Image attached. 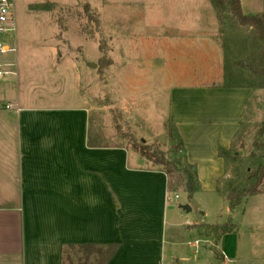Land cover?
<instances>
[{
  "label": "rangeland",
  "instance_id": "374dc122",
  "mask_svg": "<svg viewBox=\"0 0 264 264\" xmlns=\"http://www.w3.org/2000/svg\"><path fill=\"white\" fill-rule=\"evenodd\" d=\"M13 1L15 31L6 37L14 36L21 49L31 48L30 57L44 71L50 65L51 77L62 75L63 80L46 81L47 91L77 89L98 144L126 146L137 153L144 146L151 162L157 158L183 168L189 163L186 150L185 160L173 151L181 138L168 115L172 91H203L209 85L251 88L225 165L202 159L192 164V194L182 184L167 190L164 259L166 264H223L213 243L216 233L231 225L240 257L232 264H264V232L251 214L256 198L244 202L243 197L237 212L227 199L254 183L264 191V78L247 67H264V43L255 31L239 25L224 4L213 0ZM244 1L247 10L257 12L260 0ZM9 46L17 48L16 43ZM75 72L82 73L81 81L70 80ZM178 175L172 168L169 182ZM211 184L216 190L209 191ZM184 204L190 211L180 208ZM64 250L70 257L65 264H78L77 249Z\"/></svg>",
  "mask_w": 264,
  "mask_h": 264
},
{
  "label": "crops",
  "instance_id": "0c3cea01",
  "mask_svg": "<svg viewBox=\"0 0 264 264\" xmlns=\"http://www.w3.org/2000/svg\"><path fill=\"white\" fill-rule=\"evenodd\" d=\"M259 2L255 12L240 0L242 12L259 14ZM4 38L17 48L0 56V71L8 72L0 76V264H61L70 244L111 242L118 248L108 264H166V173L126 146L94 142L91 114L76 86L47 91L46 81L62 75L51 77L50 65L44 71L31 48ZM81 74L70 80L81 81ZM207 87L173 90L169 120L189 164L209 159L225 165L217 152L231 147L252 91L245 85ZM249 198H256L252 219L264 232V191L244 202ZM229 226L213 243L223 264L240 258Z\"/></svg>",
  "mask_w": 264,
  "mask_h": 264
},
{
  "label": "trees",
  "instance_id": "16d2710c",
  "mask_svg": "<svg viewBox=\"0 0 264 264\" xmlns=\"http://www.w3.org/2000/svg\"><path fill=\"white\" fill-rule=\"evenodd\" d=\"M217 2L218 4H224L228 10L230 11L233 18L237 21V23L241 26H248L249 28L253 29L258 37V39L264 43V10H262L259 14L256 15H246L241 10L240 0H213ZM37 8L40 9L41 7L37 5ZM262 50V49H261ZM262 57H264V50H262ZM238 66L243 67V63L239 62L237 63ZM248 68H250L254 74L260 78H264V67H256L253 65H248ZM138 151L142 157H144L147 160H151V156L148 152L146 147L140 146L138 148ZM173 151L177 154L178 152L182 153V157L185 160L184 156V144L183 142L178 139L177 144L173 145ZM229 149H220L218 150L217 154L219 157L225 159L229 157ZM152 163L155 164H161L165 167V169H162L168 179L170 178V172L171 169L176 170V172L179 173L177 178L173 182H169L168 180V186L167 190L169 191H175L176 186L179 184H182V186L187 190L188 193L192 194L194 191V173H195V166L192 164H185L183 165V168L175 169V167L172 165V163L158 161L157 158L152 160ZM180 169V170H179ZM176 181V182H175ZM176 184H175V183ZM182 182V183H181ZM257 192H260L256 188V184L254 183L252 186L248 187L247 189H242L237 191L236 193H229L227 195V199L230 203V206L233 208L236 206L243 197L255 194ZM230 227H227L221 232H228L230 231ZM69 249L76 248L77 253H79V256L77 258L78 264H108V262L111 260L113 255L115 254L118 243L111 242L107 244H96V243H82L78 245L70 244L67 246ZM69 255L65 254V250L63 251L62 256V262L61 264H65V260H69Z\"/></svg>",
  "mask_w": 264,
  "mask_h": 264
},
{
  "label": "built area",
  "instance_id": "2783aa9c",
  "mask_svg": "<svg viewBox=\"0 0 264 264\" xmlns=\"http://www.w3.org/2000/svg\"><path fill=\"white\" fill-rule=\"evenodd\" d=\"M13 0H0V56L8 52H15L16 48L9 46L6 40V35L9 32L15 31V26L13 22ZM7 71H0V76L7 74ZM11 105H6L9 108ZM177 197V195H176Z\"/></svg>",
  "mask_w": 264,
  "mask_h": 264
},
{
  "label": "water",
  "instance_id": "95a60500",
  "mask_svg": "<svg viewBox=\"0 0 264 264\" xmlns=\"http://www.w3.org/2000/svg\"><path fill=\"white\" fill-rule=\"evenodd\" d=\"M88 66L91 67V68H94L96 65L94 63H89ZM180 208L183 209L186 212L190 211V209H191L189 207V205H187V204L180 205Z\"/></svg>",
  "mask_w": 264,
  "mask_h": 264
}]
</instances>
